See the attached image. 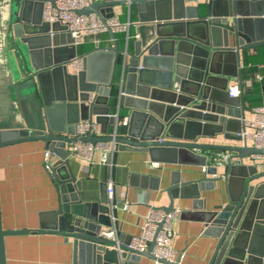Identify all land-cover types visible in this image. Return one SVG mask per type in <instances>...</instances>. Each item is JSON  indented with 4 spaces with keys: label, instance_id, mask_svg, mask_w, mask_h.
<instances>
[{
    "label": "water",
    "instance_id": "95a60500",
    "mask_svg": "<svg viewBox=\"0 0 264 264\" xmlns=\"http://www.w3.org/2000/svg\"><path fill=\"white\" fill-rule=\"evenodd\" d=\"M44 3L6 0L0 29L18 111L0 128V148L40 142L51 154L47 174L56 208L39 214L38 231L64 238L73 264H134L151 256L154 243L140 255L100 236L112 227L106 186L100 188L99 202L81 199L66 145L76 141V124L95 123L104 136L80 142H111L110 126L118 150L147 154L151 164L201 169L200 178L191 182H181L180 170L171 171L164 191L170 204L160 209L169 212L176 200L192 201L180 218L201 224L202 236L216 242L209 264H264V182L252 184L264 173L256 175L255 166L242 163L264 150L198 143L219 136L242 143L243 97L230 98L228 82H241L240 53L264 46V0H91L76 13L102 23L115 18L117 7L135 9L138 39L120 47L108 31L111 46L99 47L96 37L95 48L79 57L69 35L66 45L56 40L54 33L65 26L42 21ZM77 58L82 69L73 73ZM117 71L123 93L117 109L128 114L124 125L110 114ZM157 182L142 189L158 192ZM221 182L225 206L206 210L207 199L200 194L214 192ZM1 216L0 209V264H6L4 238L30 231H5Z\"/></svg>",
    "mask_w": 264,
    "mask_h": 264
},
{
    "label": "crops",
    "instance_id": "0c3cea01",
    "mask_svg": "<svg viewBox=\"0 0 264 264\" xmlns=\"http://www.w3.org/2000/svg\"><path fill=\"white\" fill-rule=\"evenodd\" d=\"M5 2L6 0H0V29L3 28V21L7 14L8 6ZM114 14L115 19L120 23H130V36L138 35L136 33L137 13L135 9L130 11L128 7H117ZM54 34L60 44L69 43L66 30H59ZM116 37L120 47H122L125 36L117 35ZM97 43L99 47L112 45L108 34L99 36ZM97 43L94 38L86 39L83 45L76 48L77 56H82L93 50ZM5 46L3 33L0 32V128L7 126V119H11L14 117V113L18 112L14 109L16 99L8 82L10 70ZM238 69L241 74V82L246 80L253 82L250 90L247 91L248 99L245 98L246 93L243 96L244 118L250 120L252 119V108H264V46L241 52ZM70 71L75 72L72 69ZM117 75L118 101L121 88L119 71ZM255 76H261L262 80L255 82ZM239 82L238 78L229 80L228 88ZM110 114L114 118L119 117L118 123L125 121L128 115L125 110L117 109V105L111 106ZM16 119H18L17 116L14 120L16 121ZM98 128L99 137H103L100 126ZM235 128L236 125L230 126V130H235ZM106 131L107 137L114 132L110 126H107ZM228 135L232 134L228 133ZM198 143L222 146L242 145V143L224 140L222 136H219L215 141L209 138H200ZM246 145L253 148V143L250 141ZM44 152V144L40 142L20 143L0 148L2 227L5 231H30L4 238L6 264H73L72 249L65 243L64 238L57 234L38 231L39 214L54 210L57 200L53 182L44 169ZM97 160L98 156L95 155L93 159L95 164L88 166V171L85 172L82 171L78 161L69 157L72 173L81 185L80 196L83 202H99L100 188L106 186L110 180L114 184L113 199L117 209L113 212L115 220L111 222L112 226L114 225L116 228L118 243L123 245L127 244L130 238L140 235L149 208H162L170 204L164 191L168 188L171 171H181V182H191L200 178L196 173L201 171V169L151 164L147 154L128 150L116 151L111 170L98 165ZM242 163L246 166H255L256 175L263 174L258 165L254 164L252 158L245 159ZM222 171H224L223 168H219L218 174H223ZM157 179L159 180L157 182L158 192L142 189L145 185L152 186ZM260 182H264V177L258 178L252 184ZM224 188L223 182H221L214 192L200 194L201 199H207L206 210L225 206L227 199ZM174 203L173 208L178 207L181 212L183 210L189 211L192 205L191 200H176ZM123 204H128L129 210L124 211L122 209ZM173 238L171 246L175 251V259L181 256L179 264H209L216 248V242L211 238L202 236L201 224L180 218L175 225ZM151 256L141 257L134 264H154Z\"/></svg>",
    "mask_w": 264,
    "mask_h": 264
},
{
    "label": "built area",
    "instance_id": "2783aa9c",
    "mask_svg": "<svg viewBox=\"0 0 264 264\" xmlns=\"http://www.w3.org/2000/svg\"><path fill=\"white\" fill-rule=\"evenodd\" d=\"M41 17L42 21L49 24H60L66 27V32L69 35L72 45L77 48L83 45L88 38H98L101 35L107 34L110 31L115 36L124 35L125 40L129 38L138 39V35L130 36V23L122 24L117 19L112 18L105 23L99 21L94 15L80 16L76 12L86 8L91 0H44ZM129 1V0H118ZM53 34L51 33V36ZM71 69L78 72L82 69V60L76 59L71 65ZM261 76H255L254 81L260 82ZM252 80L239 82L230 86L227 90L230 98L243 97L244 94L250 90ZM123 96L119 92V97ZM252 119H241L242 130L238 134L241 138L242 144L246 145L248 141L253 143V148L257 150H264V108L256 107L251 109ZM125 124V121L122 122ZM99 128L95 123L79 122L75 125L73 138L75 142L67 144L69 157L78 161L81 164L82 171L87 172L88 166H93L95 155L98 156L97 164L105 166L108 170L112 168V160L116 153L117 145L113 142L115 132L110 136L111 142H97V143H83L79 140L85 137L99 138ZM161 143L162 140H157ZM254 164L264 173V155L253 156ZM43 165L46 172L49 171L51 165V154L47 151L43 155ZM156 166V165H155ZM114 184L110 180L106 184V195L108 202V217L114 221L113 212L117 209L114 203ZM124 211L129 210L128 204H123ZM181 210L178 207L172 208L169 212H165L160 208H149L144 218V223L141 227L139 236L130 238L129 242L125 244V249L136 253H148L150 246L154 243L151 255L154 264H174L175 251L171 246L172 239L175 235V225L179 222ZM102 238L117 241V231L113 225L110 229L100 233Z\"/></svg>",
    "mask_w": 264,
    "mask_h": 264
},
{
    "label": "trees",
    "instance_id": "16d2710c",
    "mask_svg": "<svg viewBox=\"0 0 264 264\" xmlns=\"http://www.w3.org/2000/svg\"><path fill=\"white\" fill-rule=\"evenodd\" d=\"M118 78V75H116L115 79H114V83L112 84V89H111V97L109 99L110 102V106L115 107L116 106V101H117V90H116V80ZM245 98L248 99V94L246 92L245 94Z\"/></svg>",
    "mask_w": 264,
    "mask_h": 264
},
{
    "label": "rangeland",
    "instance_id": "374dc122",
    "mask_svg": "<svg viewBox=\"0 0 264 264\" xmlns=\"http://www.w3.org/2000/svg\"><path fill=\"white\" fill-rule=\"evenodd\" d=\"M118 72V71H117Z\"/></svg>",
    "mask_w": 264,
    "mask_h": 264
}]
</instances>
